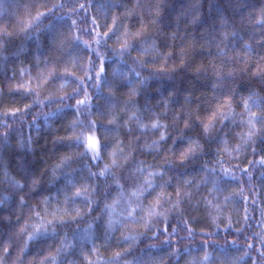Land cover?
Masks as SVG:
<instances>
[{
  "label": "clouds",
  "instance_id": "9594fccd",
  "mask_svg": "<svg viewBox=\"0 0 264 264\" xmlns=\"http://www.w3.org/2000/svg\"><path fill=\"white\" fill-rule=\"evenodd\" d=\"M0 264H264V0H0Z\"/></svg>",
  "mask_w": 264,
  "mask_h": 264
}]
</instances>
